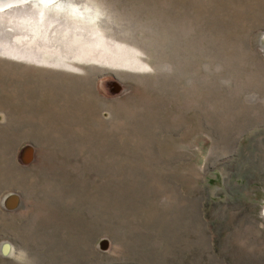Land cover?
Segmentation results:
<instances>
[{
  "label": "rangeland",
  "instance_id": "1",
  "mask_svg": "<svg viewBox=\"0 0 264 264\" xmlns=\"http://www.w3.org/2000/svg\"><path fill=\"white\" fill-rule=\"evenodd\" d=\"M12 1L0 264H264V0Z\"/></svg>",
  "mask_w": 264,
  "mask_h": 264
},
{
  "label": "bare ground",
  "instance_id": "2",
  "mask_svg": "<svg viewBox=\"0 0 264 264\" xmlns=\"http://www.w3.org/2000/svg\"><path fill=\"white\" fill-rule=\"evenodd\" d=\"M6 1V0H5ZM8 1H12V0H8ZM13 2V1H12ZM0 5H2V4H0Z\"/></svg>",
  "mask_w": 264,
  "mask_h": 264
},
{
  "label": "clouds",
  "instance_id": "3",
  "mask_svg": "<svg viewBox=\"0 0 264 264\" xmlns=\"http://www.w3.org/2000/svg\"><path fill=\"white\" fill-rule=\"evenodd\" d=\"M0 122H2V121H0Z\"/></svg>",
  "mask_w": 264,
  "mask_h": 264
}]
</instances>
